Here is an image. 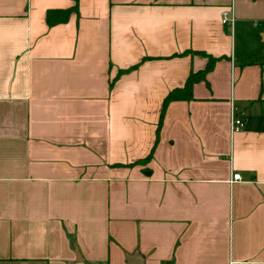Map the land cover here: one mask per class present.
Here are the masks:
<instances>
[{"label":"crops","instance_id":"obj_1","mask_svg":"<svg viewBox=\"0 0 264 264\" xmlns=\"http://www.w3.org/2000/svg\"><path fill=\"white\" fill-rule=\"evenodd\" d=\"M76 252L264 264V0H0V264Z\"/></svg>","mask_w":264,"mask_h":264},{"label":"trees","instance_id":"obj_2","mask_svg":"<svg viewBox=\"0 0 264 264\" xmlns=\"http://www.w3.org/2000/svg\"><path fill=\"white\" fill-rule=\"evenodd\" d=\"M72 10H76V5L70 9L48 10L46 12V23L51 26V25H55L57 23L66 21ZM200 54L205 55L207 57L208 61H207L206 66L202 70H199L196 72H190V74L188 75L184 85L182 87H177V88L172 89L163 99L162 108H161V112H160V116H159V121H158L157 129H156L155 144L158 140L159 129L162 125L164 112H165V109H166L168 103H170L171 101L192 99L193 98L192 87H193L194 83L201 81V80H205L206 74L212 69L215 61L217 60V58L208 56L204 52H200ZM237 63L240 66L251 65V64H261L262 63V54H261V52H259V53L254 54V55H249L246 57L239 58V59H237ZM123 72L124 71L119 70L118 75H120ZM153 148L151 149L149 155L145 158V160H147L151 157L152 152H153Z\"/></svg>","mask_w":264,"mask_h":264},{"label":"built area","instance_id":"obj_3","mask_svg":"<svg viewBox=\"0 0 264 264\" xmlns=\"http://www.w3.org/2000/svg\"><path fill=\"white\" fill-rule=\"evenodd\" d=\"M234 21V17L232 14V9H224L221 13V22L224 25L232 26ZM230 126L233 131L239 130L243 126V122L240 118H237L234 113L231 114ZM240 179V175L238 173L233 174L232 181H236Z\"/></svg>","mask_w":264,"mask_h":264},{"label":"water","instance_id":"obj_4","mask_svg":"<svg viewBox=\"0 0 264 264\" xmlns=\"http://www.w3.org/2000/svg\"><path fill=\"white\" fill-rule=\"evenodd\" d=\"M74 264H85L79 252H76V262ZM128 264H142L138 261L136 256L128 257Z\"/></svg>","mask_w":264,"mask_h":264}]
</instances>
